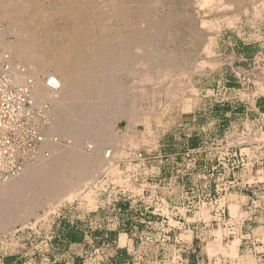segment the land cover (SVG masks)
Listing matches in <instances>:
<instances>
[{"label":"rangeland","instance_id":"1","mask_svg":"<svg viewBox=\"0 0 264 264\" xmlns=\"http://www.w3.org/2000/svg\"><path fill=\"white\" fill-rule=\"evenodd\" d=\"M218 1L206 6L202 0H0V76L12 88L30 91L35 82L11 83L14 66L23 74L27 69L10 59L6 45L29 44L51 59H62V49L73 46L65 64L74 73V91L60 105L28 94L29 108L48 142L49 157L60 144L67 151L78 149L83 161L80 169L62 161V175L51 168L0 202V254L17 244L30 247L36 235L46 242L64 223L84 219L83 224L102 225L96 215L101 193L108 197L113 184L125 188L131 182L171 179L192 149L187 138H198V149H210L204 161L226 159L234 144L218 141L232 126L242 136L239 143L246 128L264 130L258 118L248 124L241 116L224 121L222 110L230 97L251 100L264 94V0ZM48 71L62 79L53 67ZM45 76H40L43 82ZM57 122L66 129L60 137V131L54 133ZM93 129L98 136H92ZM73 133L81 134L77 144ZM206 136L217 140L205 142ZM235 161L229 163L237 166ZM51 172L61 175L56 184L46 179ZM76 182L83 188L72 200L59 195L74 191ZM110 212L106 206L101 217L106 220Z\"/></svg>","mask_w":264,"mask_h":264},{"label":"crops","instance_id":"2","mask_svg":"<svg viewBox=\"0 0 264 264\" xmlns=\"http://www.w3.org/2000/svg\"><path fill=\"white\" fill-rule=\"evenodd\" d=\"M248 99L230 97L224 121H264V94ZM231 129L218 141L234 144L225 160L204 161L210 149L187 138L191 158H182L174 177L125 188L113 184L108 197L98 198L102 225L64 223L46 242L36 235L30 247L17 244L1 253L0 264H264V130L246 128L239 143L242 136ZM204 139L213 143L217 137ZM106 206L111 212L104 220Z\"/></svg>","mask_w":264,"mask_h":264},{"label":"bare ground","instance_id":"3","mask_svg":"<svg viewBox=\"0 0 264 264\" xmlns=\"http://www.w3.org/2000/svg\"><path fill=\"white\" fill-rule=\"evenodd\" d=\"M29 1V0H28ZM201 1V0H200ZM211 0H202V3L204 5L208 4ZM215 1V0H214ZM220 3V0L218 1ZM200 3L199 6L202 4ZM213 3V2H212ZM218 3V4H219ZM216 4V2H215ZM202 6V5H201ZM207 6V5H206ZM204 7V6H203ZM20 8V7H19ZM27 8V7H26ZM46 11V10H45ZM47 12V11H46ZM57 12V11H56ZM64 14V13H63ZM118 16V15H117ZM48 17V16H47ZM17 19V18H16ZM20 22V21H19ZM127 27V26H126ZM128 28V27H127ZM112 30V29H111ZM109 30V31H111ZM117 31V30H116ZM27 32V31H26ZM3 35V34H2ZM4 36V35H3ZM133 36V35H132ZM21 41V40H20ZM7 43V42H6ZM36 46V45H35ZM65 47V46H64ZM73 47V46H72ZM71 45L68 46L67 48H64L62 49L63 51L61 52L62 53V59H60V57L58 58H55V59H51V58H48V57H44L42 55L39 54V52L37 51H34L35 49L32 48L31 49V46L29 47V44H23L22 42H16V44H10V45H6L5 48L3 50H5L7 52V54H9V57L11 59V57H13L14 59H18L21 64H23L24 67H26L27 69V72L26 73H22L21 71H18L16 70V66L13 67V69L10 71V75H9V78H10V81L13 85H16V86H28V78H33L34 79V82L35 84L32 86V88L30 89V97L34 100H43V99H48L50 100V102H53L55 104H58L60 105L62 102L65 101V99L69 96V93L71 92V90L75 89L74 88V84H75V79L72 77V74L74 75V73L71 74V72L69 70H67V65L65 64V61L70 58L69 57V54H70V49H72ZM61 51V50H60ZM59 52V51H58ZM68 57V58H67ZM2 58H4L2 56ZM53 58V57H52ZM38 59V62L39 64H36L35 60ZM37 61V60H36ZM14 62V61H13ZM111 62V61H110ZM141 66V65H140ZM50 67H53L56 71V73H59L61 75V78L62 79H59L57 78V74H53V76L50 75L49 73V69ZM93 67V66H92ZM143 67V66H142ZM147 68V67H146ZM194 68V67H193ZM142 69V68H141ZM103 70H104V67H103ZM102 70V71H103ZM157 70V69H156ZM145 71V70H144ZM98 74V73H97ZM145 74V73H144ZM143 74V75H144ZM152 74V73H151ZM41 75H46L47 77H51L52 79V85L53 87H48L47 84H46V81L43 82L41 79H40V76ZM99 75V74H98ZM149 75V74H148ZM159 75V74H158ZM45 76V77H46ZM77 76V75H76ZM187 76V75H186ZM78 78V77H77ZM159 78V77H158ZM168 78V77H167ZM90 79V78H89ZM141 79V78H140ZM149 78H146V80H148ZM151 79V78H150ZM149 79V80H150ZM93 80V79H92ZM87 81H90V80H87ZM31 81H29L30 83ZM92 82V81H91ZM90 82V83H91ZM149 83V81H147ZM151 82V80H150ZM82 84V83H81ZM84 84V83H83ZM91 85V84H89ZM150 85H152L150 83ZM85 86V85H84ZM97 86V85H95ZM94 86V87H95ZM80 87V86H78ZM29 88V87H28ZM97 88V87H96ZM74 91V90H73ZM80 91V89L78 90ZM141 91V90H140ZM81 92V91H80ZM138 92V91H137ZM72 94V93H71ZM146 94V93H145ZM84 96V95H83ZM87 96V95H86ZM138 97V96H137ZM146 98V97H145ZM138 100V99H137ZM142 100V99H141ZM134 102V101H133ZM135 103V102H134ZM135 107V106H134ZM188 107V106H187ZM118 109V108H117ZM185 109V108H184ZM121 111V110H119ZM133 111V110H132ZM116 113V112H115ZM146 115V114H145ZM131 116V115H130ZM124 118V117H123ZM80 119V118H79ZM145 119V118H144ZM68 121V120H67ZM66 122V121H65ZM82 122V121H81ZM80 122V124H81ZM110 122V121H109ZM54 123V122H53ZM111 123V122H110ZM58 124V125H57ZM57 124L54 125V133L55 131H60L59 133L62 136L64 135L62 133V131H65L66 129H64L62 127V124L60 122H57ZM147 124V123H145ZM70 125V124H69ZM68 125V127H69ZM53 126V125H52ZM74 126V125H73ZM72 127V126H70ZM79 129H80V126H78ZM77 127V128H78ZM48 129H51V128H48ZM75 129V127H74ZM78 129V130H79ZM85 129L86 126H85ZM98 129V128H97ZM96 129V130H97ZM104 129V128H103ZM52 130V129H51ZM50 130V131H51ZM72 130V128H71ZM76 130V129H75ZM75 130H73L74 132H76ZM92 130V129H91ZM130 130V129H129ZM49 131V130H48ZM81 131V129H80ZM86 131V130H85ZM101 131V130H98V132ZM109 131V130H108ZM71 132V131H70ZM89 132L91 133L92 132V136H95L94 135V129L93 131H86V133ZM67 133V132H66ZM81 133V132H80ZM52 134V133H51ZM78 134V133H77ZM76 133L71 136L73 141H74V144H77L79 141H81V134L82 136L84 135L83 133H81L80 135H77ZM88 134V133H87ZM85 134V135H87ZM99 134V133H97ZM101 134V133H100ZM108 134V133H107ZM68 135V134H66ZM70 135V134H69ZM90 135V134H89ZM114 135V133L112 134ZM47 136V135H46ZM51 136V135H50ZM98 136V135H96ZM95 136V137H96ZM94 137V138H95ZM103 137V136H102ZM112 137V136H111ZM50 138V137H49ZM99 138V137H98ZM116 138V137H115ZM157 138V137H156ZM45 139V138H44ZM97 139V138H96ZM103 139V138H102ZM131 139V138H130ZM47 140V139H46ZM98 140H101L98 139ZM49 141V140H48ZM102 141V140H101ZM106 141V140H105ZM51 142V141H50ZM52 142H55V141H52ZM57 142V141H56ZM100 142V141H99ZM45 143H48L45 141ZM56 144V143H55ZM98 144V143H97ZM45 145V144H44ZM48 145V144H47ZM53 145V143H52ZM56 147L53 148V150H50V151H53L54 154L49 157V154L48 156H43V157H40L39 160L37 161L36 165L34 163V165H28L26 166L22 172L19 173V175L15 176V177H11L9 178L6 182H2L0 184V202L6 198L7 196L9 195H12L13 193H17L19 192L20 190H22L23 188H26L28 187L29 185L32 186V184L36 183L40 177L44 174V172L46 173H50V169H54V167H58L60 166V168L62 169L63 166L62 165V161L66 162V164H64V167L65 165H76L79 163V161L81 162L82 160H79L80 159V151L78 149H72V150H65V149H62V145L60 146V144L57 146V144L55 145ZM95 146V145H94ZM102 146V145H101ZM45 147V146H44ZM47 147V146H46ZM45 147V148H46ZM44 148V149H45ZM48 151L49 149L46 148ZM113 150V149H112ZM51 153V152H50ZM82 156V155H81ZM86 157V156H85ZM134 157V156H133ZM90 159V158H89ZM130 159V158H129ZM83 163V161H82ZM39 164V165H38ZM79 169L82 168L79 164L76 165ZM80 166V167H79ZM85 166V165H84ZM57 168V171H59L60 173L62 172V170L59 168ZM107 169V168H105ZM114 171V170H113ZM52 173V172H51ZM57 173V172H56ZM55 173V174H56ZM63 173V172H62ZM61 173V175H62ZM55 174H51V177H49L50 175H48V178L46 179H51V181H55V184L57 183V179L56 177H54ZM60 175V176H61ZM53 177V178H52ZM42 178V177H41ZM56 178V179H54ZM53 179V180H52ZM90 179V178H89ZM43 180V179H42ZM45 180V179H44ZM87 180V179H85ZM84 180V181H85ZM50 181V180H49ZM48 182V180H47ZM59 182V181H58ZM66 182V181H65ZM88 182V181H87ZM104 182V181H103ZM54 183V182H53ZM70 183V182H69ZM72 183V182H71ZM85 183V182H84ZM101 183V182H100ZM50 184V183H49ZM67 184V182H66ZM61 186V184H59ZM64 185V184H63ZM81 185V184H80ZM101 185V184H99ZM57 188L59 186L55 185ZM72 186V185H71ZM75 186V187H74ZM72 186L71 189H73L74 187V191H71V192H68L67 195H63V194H60V196H66L67 199L69 200H72V198L74 196L77 195V193L79 191H81L80 188L81 186H79L76 182V185ZM79 186V187H78ZM85 186V184H84ZM130 187V186H129ZM76 188V189H75ZM59 189V188H58ZM61 190V189H60ZM59 190V192H60ZM138 190V189H137ZM134 192V191H133ZM234 194V193H233ZM238 194V193H237ZM89 195V194H88ZM232 195V194H231ZM65 197V198H66ZM87 197V196H86ZM59 198V201H61L60 199H63L62 197H58ZM68 200V201H69ZM89 202V201H88ZM91 202V201H90ZM55 205V204H54ZM96 207V206H95ZM235 208L236 209V206H232V208ZM90 208V207H89ZM231 208V207H230ZM233 211H235L233 209ZM232 212V211H231ZM40 218V217H39ZM37 220V219H36ZM1 227V225H0ZM1 231V230H0ZM238 245V244H237ZM225 246V245H224ZM230 255L232 257L235 256L236 252H235V243H233V245H230ZM228 247V246H227ZM224 248V247H223ZM229 248V247H228ZM225 249V248H224ZM217 250V249H216ZM212 251H214V249H212ZM211 251V252H212ZM217 252V251H214V253ZM219 252V251H218ZM220 253V252H219ZM213 254V253H212ZM229 254V253H228ZM226 256V255H225ZM228 256V255H227ZM229 258V257H228ZM243 259V258H242ZM240 259V260H242ZM251 259V258H250ZM238 260V259H237ZM246 260V259H245ZM247 262V261H246ZM253 262V261H252ZM246 264V263H245ZM252 264V263H251Z\"/></svg>","mask_w":264,"mask_h":264},{"label":"built area","instance_id":"4","mask_svg":"<svg viewBox=\"0 0 264 264\" xmlns=\"http://www.w3.org/2000/svg\"><path fill=\"white\" fill-rule=\"evenodd\" d=\"M51 81L48 77V87H53ZM8 83L0 76V184L19 175L40 157L48 156L45 139L32 121L30 91L12 88Z\"/></svg>","mask_w":264,"mask_h":264}]
</instances>
